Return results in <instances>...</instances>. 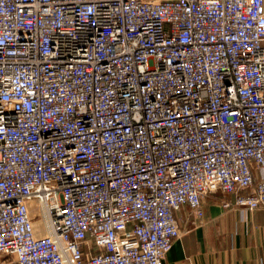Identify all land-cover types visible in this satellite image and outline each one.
Here are the masks:
<instances>
[{
  "label": "built area",
  "instance_id": "built-area-1",
  "mask_svg": "<svg viewBox=\"0 0 264 264\" xmlns=\"http://www.w3.org/2000/svg\"><path fill=\"white\" fill-rule=\"evenodd\" d=\"M216 191L264 208V0H0V264H163Z\"/></svg>",
  "mask_w": 264,
  "mask_h": 264
},
{
  "label": "crops",
  "instance_id": "crops-1",
  "mask_svg": "<svg viewBox=\"0 0 264 264\" xmlns=\"http://www.w3.org/2000/svg\"><path fill=\"white\" fill-rule=\"evenodd\" d=\"M234 197L208 194L199 225L188 208L174 213L179 237L163 264H264V208L247 212L225 207Z\"/></svg>",
  "mask_w": 264,
  "mask_h": 264
},
{
  "label": "rangeland",
  "instance_id": "rangeland-1",
  "mask_svg": "<svg viewBox=\"0 0 264 264\" xmlns=\"http://www.w3.org/2000/svg\"><path fill=\"white\" fill-rule=\"evenodd\" d=\"M31 213L35 215L36 219L43 220V211L39 208V206H37V202H33Z\"/></svg>",
  "mask_w": 264,
  "mask_h": 264
}]
</instances>
